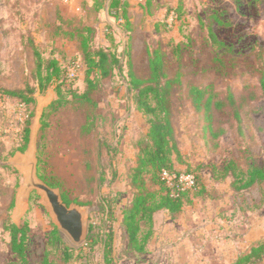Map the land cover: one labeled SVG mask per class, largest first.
Instances as JSON below:
<instances>
[{"label":"rangeland","instance_id":"obj_1","mask_svg":"<svg viewBox=\"0 0 264 264\" xmlns=\"http://www.w3.org/2000/svg\"><path fill=\"white\" fill-rule=\"evenodd\" d=\"M108 1L0 0V264H19L10 249L9 223L28 227L27 264H104L99 237L117 229L120 209L136 191L131 174L139 147L148 144L149 116L139 108L132 82L149 78L154 50L166 76L174 79L169 103L177 152L170 155L171 168L192 171L198 185L183 196L179 213L157 212L156 234L143 252L120 240L117 231L112 263L229 264L264 242V185L236 191L224 170L229 162L236 171L264 169L258 80L264 72V0H125L126 30L107 16ZM173 7L181 17L165 20ZM109 21L115 27L110 29ZM98 47L113 52L119 66L94 78L93 88L81 97L87 91L82 51L93 57ZM52 60L59 69L74 70L69 86L45 81ZM195 86L206 88L203 97L211 94L212 101L231 93L240 130L229 106L214 110L209 120L196 111L188 97ZM28 88L33 89L29 104L8 92ZM37 106L42 107L37 176L58 189L67 204L83 209L86 235L80 244L56 227L36 190L18 214L15 210L24 172L12 161L26 153ZM142 178L150 191L161 192L156 174ZM148 228L141 223V240ZM81 246L87 248L79 254ZM253 264H264V255Z\"/></svg>","mask_w":264,"mask_h":264},{"label":"trees","instance_id":"obj_2","mask_svg":"<svg viewBox=\"0 0 264 264\" xmlns=\"http://www.w3.org/2000/svg\"><path fill=\"white\" fill-rule=\"evenodd\" d=\"M107 12L110 17L121 25L123 30L129 27L128 3L125 0H109ZM169 17L174 20L175 18L179 19L181 17L179 9L173 7V9L168 10L165 20ZM108 27L111 29L112 26L109 24ZM84 28L91 29L90 27ZM109 37L112 41V37ZM209 37L215 40V36L211 30H209ZM94 50L93 57L86 54L84 50L81 54L87 66L85 69L87 91L83 93L81 97L86 96L87 92H90L93 88L94 78H98V76L102 78L107 77L113 72V67L119 66L118 58L113 52H110L108 48L98 47ZM70 62L71 61L67 60L66 63ZM46 67L47 71L44 79L48 83L54 80L58 82V84L69 86L68 84L74 79L67 78L66 66L59 69L54 60ZM149 68L150 76L146 81L142 82L133 79L132 82V87L137 90L138 106L144 114L149 116L148 129L146 132L148 144L139 147L136 165L131 174V183L136 191L129 203L120 209L119 220L121 240H124L127 245L139 253L145 250L150 237L154 234V215L163 210L171 215L179 213L184 206L183 196L187 193H191L198 185V177L192 171H176L171 168L170 155L173 151L177 152L169 103V90L174 79L166 76L161 55L157 50H154L151 54ZM258 80L260 95L264 100V72L259 75ZM24 91L30 95H25ZM8 92L18 98L21 97V100L26 104H29L33 100V89L31 88ZM205 92L206 88L199 86L189 89L188 97L195 110L202 111L204 118L209 120L214 110H218L223 106H229L237 122L238 130H240V118L232 94L227 93L224 99L212 101L211 94H208L205 98L203 97ZM28 131V127L26 126L24 129L25 141H27ZM164 170L176 176L172 180L171 185H168L162 177V172ZM224 170L229 172L233 177L230 185L236 191L248 189L253 185H264V169L261 167L253 166L248 168L245 172L236 171L234 164L229 162L224 166ZM144 173H151L152 177L155 176V174L157 175L155 183L159 186L160 193L150 191L146 187L144 179L142 178ZM180 173L193 174L192 186L184 187L183 184L179 182L177 177ZM62 199L64 202L68 203V200L64 196H62ZM101 200L105 204L106 211L108 212V203H105L103 198ZM142 222L147 223L149 228L144 233L143 239L141 240L140 227ZM6 229L9 232L10 249L18 256L19 264H27V225L25 223L20 225L9 223L6 225ZM89 229H91V227H89ZM54 232H56L55 229ZM113 240V229L104 231L99 237V241L104 249V264H113L111 259V246ZM92 247L93 245L91 244L89 249L91 250ZM86 248L87 247L81 246L79 254H81L82 249ZM263 255L264 242L253 244L246 253L236 257V259L229 264H253L260 260ZM70 258V254L65 251L63 261L68 262ZM45 264L55 263L45 261Z\"/></svg>","mask_w":264,"mask_h":264},{"label":"water","instance_id":"obj_3","mask_svg":"<svg viewBox=\"0 0 264 264\" xmlns=\"http://www.w3.org/2000/svg\"><path fill=\"white\" fill-rule=\"evenodd\" d=\"M42 107L37 106L33 124L30 126L29 142L23 158H16L12 163L24 172L23 183L18 189L15 199L17 214L22 209V202L32 190L41 196L52 222L73 244H80L86 235V217L78 204H67L63 201L59 190L49 186L37 176L36 138ZM102 247V255H103Z\"/></svg>","mask_w":264,"mask_h":264},{"label":"built area","instance_id":"obj_4","mask_svg":"<svg viewBox=\"0 0 264 264\" xmlns=\"http://www.w3.org/2000/svg\"><path fill=\"white\" fill-rule=\"evenodd\" d=\"M74 75H75L74 74V70L72 68H69L68 67L66 69V76H67V78H72ZM162 177H163V179H165V181H166V183L168 185H171L172 180L176 176L174 174L172 175L168 171H165L164 170L162 172ZM177 178H178L179 182L183 184L184 187H190L193 184V178L194 177H193V174H191V173H180Z\"/></svg>","mask_w":264,"mask_h":264},{"label":"crops","instance_id":"obj_5","mask_svg":"<svg viewBox=\"0 0 264 264\" xmlns=\"http://www.w3.org/2000/svg\"><path fill=\"white\" fill-rule=\"evenodd\" d=\"M106 13H107V16L110 18L108 12H106ZM111 18H112V17H111ZM109 24H110L112 27H115V24L112 23L111 21H109ZM156 215H157V213L154 215V218H153V222H154L153 229L155 230V232H154V236H155V234H156V228H157V224H156V221H155V220H156ZM169 218H170V223L173 224L172 222H173V220H175V219H172L171 217H169ZM119 220H120V215H119V217H118L117 220H116V223H117V229L114 230V237H115V233L118 231L119 234H120V240H121V229H120V226H119ZM176 220H177V219H176ZM176 220H175V222H176ZM148 245H149V244H148ZM159 248L162 249L163 246L161 245V246H159Z\"/></svg>","mask_w":264,"mask_h":264}]
</instances>
